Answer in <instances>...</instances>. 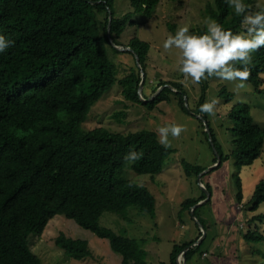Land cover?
Wrapping results in <instances>:
<instances>
[{
  "label": "trees",
  "instance_id": "trees-1",
  "mask_svg": "<svg viewBox=\"0 0 264 264\" xmlns=\"http://www.w3.org/2000/svg\"><path fill=\"white\" fill-rule=\"evenodd\" d=\"M117 1L0 0V35L13 42L0 53V264H43L31 248L30 237L41 236L57 215H63L81 228L108 240L112 250L122 256L121 264H147L145 252L135 239L102 226L100 220L105 212L127 219L131 207L155 216L156 198L150 189L127 179L124 173L129 168L138 175H157L176 150L163 147L158 142V134L152 130L119 133L105 126L87 129L84 124L94 107L116 86L121 89L124 102L148 109L170 102V95H173L187 114L190 112L185 107V97L189 100V95L178 82L159 81L152 87V92L166 87L148 100L151 97L146 92L149 79L147 61L152 46L137 37L127 45L131 50L117 48L121 46L120 38L131 20L117 16ZM131 1L135 14L149 18L163 0ZM256 1L243 0L249 9ZM110 14L113 16L111 22ZM205 15L234 34L243 27V17L237 16L225 0H213ZM171 29L175 30V27ZM206 30V26H199L190 33L203 35ZM122 56L131 57L133 63L127 67L126 74L119 77ZM249 67L248 82L262 93L264 48L256 52V59ZM142 72L145 73L142 95L147 102L140 96ZM203 83L200 84L203 95L193 111L208 122L207 114L200 111L207 91ZM222 94L229 101L234 97L226 88ZM113 114L114 120L120 123L124 111L115 109ZM232 117L235 164L239 169L252 166L262 156L264 130L255 124L249 105L235 106ZM200 122L205 129L203 121ZM208 125L218 154L213 151L221 159L217 166L220 168L229 156L224 154ZM205 134L209 141L208 132ZM130 151L140 153L141 158L129 163L124 157ZM184 162L189 177H198L206 170ZM216 163L217 158L213 164ZM237 180L236 197L241 203L244 193L240 174ZM206 186L214 196L211 184ZM201 194V197L185 200L182 210L190 212L206 198L204 191ZM211 202L212 197L194 210V216L211 235L209 241L220 237L219 228H213L210 218L199 217V211ZM262 203L264 179L256 185L250 200L253 211ZM262 218L264 215L256 217ZM196 226L200 229L198 224ZM201 235L199 232L197 238L176 244L170 264H179V255L188 247V264L197 253L209 254V250L200 252L209 234L200 245L194 246ZM242 238L247 243H258L264 241V234L259 230L250 231ZM56 245L74 260L83 261L92 256L88 241L65 233L57 237ZM222 246L216 250L221 258L224 256ZM230 263L245 264L243 260L240 263L239 256ZM222 264H229L228 258Z\"/></svg>",
  "mask_w": 264,
  "mask_h": 264
},
{
  "label": "rangeland",
  "instance_id": "rangeland-1",
  "mask_svg": "<svg viewBox=\"0 0 264 264\" xmlns=\"http://www.w3.org/2000/svg\"><path fill=\"white\" fill-rule=\"evenodd\" d=\"M212 2L213 0H163L154 15L149 18L143 14H135L131 0H119L115 3L117 16L131 19L120 38L122 43L120 47L126 48L129 42L137 37L152 46L147 61L149 79L146 91L151 98L158 91L152 92V87L159 81L178 82L188 91L190 110H195L199 105L203 95L202 86L193 85L191 81L187 82L188 86L182 83L184 77L178 71L180 50L173 48L166 52L163 44L170 34L175 35L181 27H188L191 31L193 28L206 26V8ZM249 10L251 12L264 10V0H257ZM172 26L175 30L171 29ZM243 27L237 34L243 31ZM255 59L256 52L252 61ZM131 60V57L122 56L119 77L126 74L127 67L133 63ZM261 79L264 89V73ZM203 84L207 86L205 102L213 98L220 100L216 115L207 116L219 144L224 149V154L228 155L229 159L224 161L220 168L216 167L215 170L201 177L205 187L207 183L211 184L214 197L210 205L199 211V217L204 216L206 220L207 217L210 218L213 228H219L220 237L218 242L216 238L209 241L211 235L208 233L209 238L200 251L209 250L207 258L201 253L195 256L198 264H222L227 258L231 264L230 262L234 263V257L238 256L240 263L243 260L245 264H264V241L247 243L242 238L250 231L259 230L264 234V218L256 219L257 216L264 215V203L256 211H253L250 204L256 185L264 179V150L254 165L241 169L235 164L232 156L235 149L232 109L241 104L249 105L255 124L264 130V91L258 93L248 81L246 88L241 90L239 95L234 93L233 83L212 78L204 81ZM225 88L228 93L234 94L232 101L227 100L222 94ZM173 89L176 91L175 88ZM170 97V102H163L154 109H148L142 105L124 102L121 89L116 86L94 107L91 116L89 114V120L84 124L87 129L105 126L119 133H134L147 129L155 131L158 137L157 130L160 127L180 124L186 128L179 138L169 136L171 147L176 152L168 158L161 173L138 175L129 168L124 173L127 179L150 189L156 198L155 216L144 214L138 208L131 207L127 219L112 212H105L100 220L102 226L112 229L119 235L135 239L145 252L147 264H170L176 244H184L191 238H197L199 232L202 233L201 229L197 228V221L192 214L182 210L185 200L201 197L203 191L198 183L199 177L187 176L184 161L206 169L217 165V163L213 164L215 158L219 163V157L206 138L207 129L202 127L201 120L185 113L179 106L178 99L173 95ZM115 109L119 112L124 111L120 123L114 120ZM239 174L244 193L241 203H238L236 197ZM61 233L88 241L92 256L83 261L68 258L56 245V239ZM30 245L33 252L42 259L43 264H121L122 261V256L112 250L108 240L81 228L75 221L63 215L54 217L41 236L32 235ZM218 245H223L222 258L217 256ZM194 261L195 258L189 264H194Z\"/></svg>",
  "mask_w": 264,
  "mask_h": 264
},
{
  "label": "clouds",
  "instance_id": "clouds-1",
  "mask_svg": "<svg viewBox=\"0 0 264 264\" xmlns=\"http://www.w3.org/2000/svg\"><path fill=\"white\" fill-rule=\"evenodd\" d=\"M225 2L230 8L234 9L237 16L243 17L241 23L244 27L241 33L234 34L230 30H225L221 24L209 17L205 20L207 28L205 34L194 35L190 33L188 27H181L175 35L170 34L167 37L164 41L163 48L166 52L173 48L180 50L178 71L184 77L182 83H185V86H188V81H191L193 85H199L206 80L215 78L220 81L233 83L235 85L233 91L239 95L241 90L246 88L247 81L251 75L249 65L252 63L253 54L261 48H264V10L251 12L249 6L243 0H225ZM12 44V41L0 35V53L6 51ZM237 65H240V67H237ZM142 98L144 99L143 95L141 96ZM188 104L190 108L189 100ZM219 104L220 100L213 98L203 103L200 106V111L202 114L215 116ZM157 131L159 133L158 142L167 149L171 147L169 136L179 138L181 133L186 131V128L180 124H171L160 127ZM140 158L141 154L135 151H130L124 157L129 163L135 162ZM202 185L204 186L203 183ZM211 197L213 200L214 196H212V193ZM190 213L193 217L194 211H190ZM199 228L203 235L202 229L204 227L199 225ZM195 244L194 246H198ZM182 254L183 252L178 257V263L183 260ZM207 255L208 253H205L204 257Z\"/></svg>",
  "mask_w": 264,
  "mask_h": 264
},
{
  "label": "water",
  "instance_id": "water-1",
  "mask_svg": "<svg viewBox=\"0 0 264 264\" xmlns=\"http://www.w3.org/2000/svg\"><path fill=\"white\" fill-rule=\"evenodd\" d=\"M112 18H113V16L110 14V22L112 21ZM109 26H110V24H109ZM109 32H110V27H109ZM117 48L120 49V50H122V51L131 50L130 48H125V47H120V46H117ZM136 56H137V55H136ZM137 63H138V65L140 64V61H139L138 56H137ZM142 77H143V80H142V83H141V85H140V94H141L140 96H142V92H143V89H144V82H145V73H144V72H142ZM165 87H166V86H163V87L159 88V90L156 92V95H155V96H157L158 94H160V93L163 91V89H164ZM155 96H153V97L150 98V99H153ZM142 100H143V101H148V100H145V99H143V98H142ZM185 106H186V108L191 112L192 115H194L195 117L199 118L200 120H202V121L204 122V125L206 126V129H207V132H208V135H209V142L211 143L213 149L215 150V153L218 154V151H217V149H216V147H215V143H214V141H213L212 133H211V131H210V127H209L208 123L206 122V120H204V118H203L201 115H197V114H195L194 112H192V111L190 110L187 97H185ZM218 157H219V155H218ZM220 162H221V159L219 158V163H220ZM219 163H217V165H215L214 167H211V168H209V169H206L205 171H203V172L199 175L198 183L200 184V186H201V187L203 188V190L205 191V193H206V199H204L203 201H201V202H199L198 204H196V205L194 206V208L191 210L192 212L194 211V209H197L198 207H200L201 205L207 203V202L210 200V198H211V192H210L206 187H204V186L202 185V178H201V177H202L204 174H206V173L210 172L211 170H213L215 167H217V166L219 165ZM193 217L195 218V220L197 221V223H198L199 225H201V224H200V221H199L195 216H193ZM202 227H203V226H202ZM202 230H203V235H202V237L197 241V243H196L195 245H199V244H201V243L206 239V237H207V232H206V230H204V229H202ZM188 250H189V247L186 248V249L184 250V252H183V254H182V258H183V260H182L181 262L179 261V264H187V262H186V253H187Z\"/></svg>",
  "mask_w": 264,
  "mask_h": 264
},
{
  "label": "crops",
  "instance_id": "crops-1",
  "mask_svg": "<svg viewBox=\"0 0 264 264\" xmlns=\"http://www.w3.org/2000/svg\"><path fill=\"white\" fill-rule=\"evenodd\" d=\"M218 241H219V238L216 240V242H218ZM218 246H219V245H218ZM194 264H198V259H197V257L195 258Z\"/></svg>",
  "mask_w": 264,
  "mask_h": 264
},
{
  "label": "bare ground",
  "instance_id": "bare-ground-1",
  "mask_svg": "<svg viewBox=\"0 0 264 264\" xmlns=\"http://www.w3.org/2000/svg\"><path fill=\"white\" fill-rule=\"evenodd\" d=\"M115 245V244H114Z\"/></svg>",
  "mask_w": 264,
  "mask_h": 264
}]
</instances>
